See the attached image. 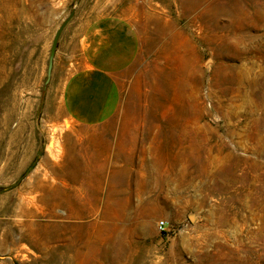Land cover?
<instances>
[{"label": "rangeland", "instance_id": "obj_1", "mask_svg": "<svg viewBox=\"0 0 264 264\" xmlns=\"http://www.w3.org/2000/svg\"><path fill=\"white\" fill-rule=\"evenodd\" d=\"M120 34L125 191L64 101ZM0 264H264V0H0Z\"/></svg>", "mask_w": 264, "mask_h": 264}, {"label": "crops", "instance_id": "obj_2", "mask_svg": "<svg viewBox=\"0 0 264 264\" xmlns=\"http://www.w3.org/2000/svg\"><path fill=\"white\" fill-rule=\"evenodd\" d=\"M103 39L107 41L104 45L105 52L100 55L96 64L91 58L93 63L87 67L89 58L86 48L81 58L85 62L67 75L64 101L70 115L81 122L80 132L85 129L86 132L91 133L87 137L89 142H96L111 149V167L106 178L107 188L125 191L129 187L127 182L132 178V150L143 147L144 141L138 140L139 127L122 123L107 124V122H115L118 117L122 99L118 68L119 65L127 62L128 50L132 44L126 34L119 35L117 44L115 40L110 39V36H105ZM116 51L121 52L122 55L119 57L114 55ZM70 139L78 142L80 137L75 136ZM148 144L150 145L149 141ZM87 179L92 178L86 176L85 180Z\"/></svg>", "mask_w": 264, "mask_h": 264}, {"label": "water", "instance_id": "obj_3", "mask_svg": "<svg viewBox=\"0 0 264 264\" xmlns=\"http://www.w3.org/2000/svg\"><path fill=\"white\" fill-rule=\"evenodd\" d=\"M73 15H74V12H71L69 17L61 24L59 29L56 31V34H55V36H54V38L52 40L50 54H49V61H48L46 84L49 82V79H50V76H51L52 67H53V59H54V56H55V53H56V48H57L59 37H60L62 31L64 30V28L66 27V25L72 19Z\"/></svg>", "mask_w": 264, "mask_h": 264}, {"label": "built area", "instance_id": "obj_4", "mask_svg": "<svg viewBox=\"0 0 264 264\" xmlns=\"http://www.w3.org/2000/svg\"><path fill=\"white\" fill-rule=\"evenodd\" d=\"M156 227L160 233H164L167 230L166 222L162 220L157 222Z\"/></svg>", "mask_w": 264, "mask_h": 264}]
</instances>
